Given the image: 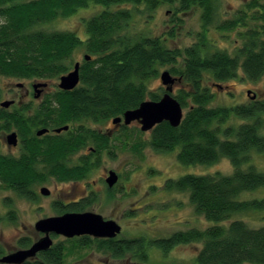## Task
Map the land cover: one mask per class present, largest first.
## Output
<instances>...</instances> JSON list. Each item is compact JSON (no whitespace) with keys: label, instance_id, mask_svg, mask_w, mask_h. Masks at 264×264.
Listing matches in <instances>:
<instances>
[{"label":"trees","instance_id":"16d2710c","mask_svg":"<svg viewBox=\"0 0 264 264\" xmlns=\"http://www.w3.org/2000/svg\"><path fill=\"white\" fill-rule=\"evenodd\" d=\"M238 1H243V7L232 19L220 22L221 0H0L1 77L58 80L72 71L79 50L84 48L91 57L83 61L78 88L58 92L36 114L34 127L69 126L67 135L43 140L34 136L36 143L25 147L21 159L0 153V192L11 193L4 197L8 212L0 222H16L12 194L35 203L39 185L86 181L102 165L104 152L109 157L115 150L142 154L149 146L161 153L178 152L177 162L185 166H212L226 158L233 167L231 175L189 174L164 184L167 192L189 195L196 214L210 222L203 229L180 230L160 239L142 234L130 239H63L25 264H66L70 258L74 264V257L93 248L115 259L131 257L136 263H147L152 249L167 257L176 247L189 244L199 248L194 264H264V224L253 227L236 218L264 212V197L239 199L245 192L264 189V172L251 163L254 153H264V135L260 133L264 102L252 99L248 105L213 106L216 95L211 91V86L222 90L221 84L236 79L239 69L250 82L264 75V0ZM92 7L101 10L84 19L86 39L72 31L47 29L60 18ZM161 7L171 8L176 16L192 10L201 13L202 30L195 43L172 48L166 37L173 38L174 33L161 37L131 30L134 14L153 15ZM172 22L177 26L181 23L180 18ZM213 27L224 36L236 32L242 45L234 48L233 55L220 50L211 39ZM165 66L170 67L172 76H179L174 78L181 89L173 96L186 110L180 126L163 122L150 131L147 142L139 134L149 132L141 129L125 128L113 139L99 133L96 125L104 126L138 108L147 97L161 99L166 91L153 93L149 83ZM233 118L247 122L228 124ZM17 125L12 111L0 109V134L11 132ZM90 146L94 152L77 157ZM35 165H43L44 170ZM113 192L107 189V199ZM97 196L91 193L70 203L55 201L54 208L59 214L83 212L98 201ZM33 242L25 238L19 245L28 248ZM5 254L0 245V258Z\"/></svg>","mask_w":264,"mask_h":264},{"label":"rangeland","instance_id":"374dc122","mask_svg":"<svg viewBox=\"0 0 264 264\" xmlns=\"http://www.w3.org/2000/svg\"><path fill=\"white\" fill-rule=\"evenodd\" d=\"M243 4V1L238 0H221V14L218 20L221 22L232 19L237 10L243 7ZM100 10L99 7L80 10L71 17L58 19L47 26V29L72 31L86 39L84 19L90 18ZM174 13L171 8L161 7L153 15L134 14L131 30L161 37L171 32L174 33V37H166L167 39L169 37L168 45L172 48H186L195 43L197 33L202 30L201 13L198 10H192L185 15L178 13L176 16ZM178 18H180L181 23L177 26L172 21ZM216 23L218 24V22ZM214 27L210 34L211 39L215 40V44L220 50H227L233 55L234 48L242 45L241 41L237 42L236 32L226 33L225 37L222 32H215ZM86 54L88 53L83 48L75 54L74 60L82 61ZM165 71H170V67L160 68L159 73ZM173 77L178 78L179 76ZM19 81L0 76V90L4 95L6 94L5 98L0 97V102L13 99L11 92H14L15 85ZM52 83L53 86H56L57 81L53 80ZM221 86L222 90L213 89L211 86V91L216 95L213 106L248 105L255 95L257 96L256 100L264 102V75L257 82H250L239 69L236 79L229 80ZM162 89L164 90V87L160 76L149 83V90L153 93L160 94ZM179 89H181V85L176 83L173 94H176ZM248 91H251L250 95H248ZM146 100L150 99L147 97ZM261 120L264 123V115H261ZM244 122L247 120L233 118L228 124L240 125ZM111 126L109 122L100 126V129L102 132H106L105 129ZM134 128L137 129V132H141L137 123H134L129 129L132 131ZM260 133L264 135V128L260 130ZM139 135L144 142L150 139V132ZM110 147H113V140H111ZM114 152L113 157H109L107 152L103 154L102 165L86 181L80 183L50 181L38 186L36 188L38 193L42 186L48 187L51 191L50 196L39 193L38 202L33 203L12 194L16 222H0V245L5 253L20 249L19 241L21 239L30 238L36 241L41 237L34 228L35 223L39 219L62 215L55 210V201L70 203L81 197L89 196L91 193H97L98 201L83 212H93L102 215L105 219L115 220L122 228L121 234L115 239H130L141 234L149 238L160 239L180 230L203 229L209 226L210 222L196 214L189 200V195L187 193L167 192L164 189V184L168 179H178L189 174L212 175L221 172L224 175H231L233 173L232 164L226 158L212 166H185L177 162L176 155L178 152L161 153L149 146L143 149L142 154L130 150H115ZM251 163L259 171L264 172V153H254ZM109 170H114L120 177L111 198L107 199L108 186L105 178L108 176ZM10 194L0 192V217L8 212L7 208L3 206V200ZM260 197H264V189L245 192L241 194L239 199L251 200ZM236 218L245 219L253 227L264 224V212L240 214L236 215ZM53 239L56 243L64 238L55 236ZM198 251L199 248L195 244L182 245L164 257L159 251L152 249L149 262L136 263L131 257L115 259L110 254L99 252L93 248L74 257L77 260L74 264H194ZM71 260L72 258L66 264H71Z\"/></svg>","mask_w":264,"mask_h":264},{"label":"water","instance_id":"95a60500","mask_svg":"<svg viewBox=\"0 0 264 264\" xmlns=\"http://www.w3.org/2000/svg\"><path fill=\"white\" fill-rule=\"evenodd\" d=\"M86 60L91 57L87 54ZM160 80L166 92L158 101L145 100L138 108L126 111L122 116L114 118L113 124L119 123L130 125L137 122L142 132H150L157 125L169 122L171 126L178 127L184 119V110L178 100L173 96L174 85L177 80L169 71L161 73ZM80 83V63H76L74 69L60 77L59 87L63 90H73ZM251 91H248V95ZM253 99V98H252ZM14 102L3 101L1 107L9 108ZM63 129H58L61 132ZM45 133L41 130L39 134ZM17 135L11 133L7 136L10 145H16ZM119 181V175L114 170H109L106 184L113 188ZM40 193L49 196L51 191L42 187ZM34 228L41 237L25 249H18L3 255L0 264H25L38 257L39 253L46 252L54 245V236H61L64 239H72L80 236H89L96 239H115L121 234L122 228L115 221L105 219L102 215L93 212H67L62 215L39 219Z\"/></svg>","mask_w":264,"mask_h":264},{"label":"flooded vegetation","instance_id":"af4514ba","mask_svg":"<svg viewBox=\"0 0 264 264\" xmlns=\"http://www.w3.org/2000/svg\"><path fill=\"white\" fill-rule=\"evenodd\" d=\"M86 55H84L82 61L76 62V63H78V62L80 63V69L82 67L83 61H85ZM17 80H20V81L15 85L14 92H11L13 99L9 100V101H13L14 103L9 108L6 109V108L1 107V103L3 102L2 101V102H0V109H6V110L12 111L16 115V118L18 120V125H17L18 127H16L14 130H12L9 133L4 132V133L0 134V153H2L3 155H12L17 159H21L26 152L25 147H28L32 141L34 143H36L34 136L40 140H43L44 138H48V137L59 138V137H63L64 135L66 136L68 131L70 130V127L64 126V127H57L56 128V127H46L45 126L43 128L37 129L33 125L35 122V119H36V114H37L38 108L41 105L45 104L47 101L52 100L54 98V95L57 94L58 92L67 91V90H63L59 87L60 78L58 80L56 79V81H57L56 86L52 85L53 79L31 78V79H17ZM176 83H178V82H176ZM79 85H80V83L78 84V86ZM78 86L76 88H78ZM174 87H175V85H174ZM76 88H74V89H76ZM220 89H221V87H220ZM73 90H70V91H73ZM164 90L166 91L165 87H164ZM5 95L2 91L0 92V97L3 96L5 98ZM256 99H257V96L255 95L253 101H259ZM109 122L111 123L112 126L107 127L105 129L106 132H102V130L100 129V126L96 125V128H98L99 133H103V134L107 135V137L110 139L112 137H114L116 134L120 133L123 129L130 128V126H132L134 123H137V122H134L130 125H125L122 122V123L115 125V124H113L112 120ZM25 124L27 125V127H25ZM137 125L140 128V125L138 123H137ZM65 127H68V129L67 130L63 129L61 132H57L58 129L65 128ZM41 130H45V133L40 135L39 132ZM11 133H16V135H17L16 145H10L8 143L7 136ZM94 151H95V148L93 146H90L87 149H83L82 151H80V153L77 155V157H79L81 155L83 156L89 152L91 153ZM104 153H106V152H104ZM35 167H36V169L44 170L43 165H41V166L35 165ZM106 178H105V182H106ZM116 185L113 188L108 187V189L114 190V189H116ZM42 187H46V186H42ZM42 187H40V189ZM40 189H39V193H40ZM87 197L88 196H84V197H81L79 199L87 198Z\"/></svg>","mask_w":264,"mask_h":264},{"label":"clouds","instance_id":"9594fccd","mask_svg":"<svg viewBox=\"0 0 264 264\" xmlns=\"http://www.w3.org/2000/svg\"><path fill=\"white\" fill-rule=\"evenodd\" d=\"M7 254V253H6Z\"/></svg>","mask_w":264,"mask_h":264}]
</instances>
